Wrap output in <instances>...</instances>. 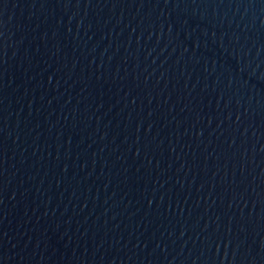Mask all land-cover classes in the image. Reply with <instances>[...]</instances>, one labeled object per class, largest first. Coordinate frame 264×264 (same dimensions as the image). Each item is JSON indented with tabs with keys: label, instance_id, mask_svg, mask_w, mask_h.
Instances as JSON below:
<instances>
[{
	"label": "water",
	"instance_id": "obj_1",
	"mask_svg": "<svg viewBox=\"0 0 264 264\" xmlns=\"http://www.w3.org/2000/svg\"><path fill=\"white\" fill-rule=\"evenodd\" d=\"M0 264H264V0H0Z\"/></svg>",
	"mask_w": 264,
	"mask_h": 264
}]
</instances>
